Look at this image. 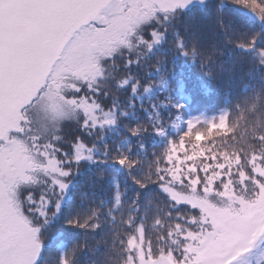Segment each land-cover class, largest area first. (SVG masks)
Segmentation results:
<instances>
[{
  "label": "trees",
  "instance_id": "obj_1",
  "mask_svg": "<svg viewBox=\"0 0 264 264\" xmlns=\"http://www.w3.org/2000/svg\"><path fill=\"white\" fill-rule=\"evenodd\" d=\"M134 36L99 61L92 90L75 75L69 92L91 95L113 124L78 113L47 135L66 190L43 175L18 185L41 245L33 264H128L133 236L150 257L179 263L195 251L187 235L202 212L164 189L172 175L178 190L200 189L235 162L251 184L264 163V0H196L140 22ZM79 142L85 158L75 156Z\"/></svg>",
  "mask_w": 264,
  "mask_h": 264
},
{
  "label": "rangeland",
  "instance_id": "obj_2",
  "mask_svg": "<svg viewBox=\"0 0 264 264\" xmlns=\"http://www.w3.org/2000/svg\"><path fill=\"white\" fill-rule=\"evenodd\" d=\"M194 1L0 0V264H33L41 252L21 213L18 185L43 175L59 190L67 188L47 135L78 113L85 124H113L112 112H97L91 95L69 93L76 86L73 77L80 75L92 90L99 61L120 45L130 48L140 22ZM164 86L166 81L159 87ZM89 150L77 143L76 158H85ZM234 165L222 169L220 164L200 189L192 181L188 191L175 188L182 183L179 173L164 187L176 201L202 212L199 230L187 235L195 247L188 251L192 257L179 263L167 255L152 258L133 236L128 264H259L264 163L253 165L251 184H244V172ZM248 191L249 198L243 194Z\"/></svg>",
  "mask_w": 264,
  "mask_h": 264
}]
</instances>
